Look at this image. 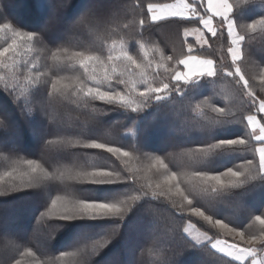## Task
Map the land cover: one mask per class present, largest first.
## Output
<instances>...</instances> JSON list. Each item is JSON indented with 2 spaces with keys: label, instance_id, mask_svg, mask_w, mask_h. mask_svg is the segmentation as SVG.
<instances>
[{
  "label": "trees",
  "instance_id": "obj_1",
  "mask_svg": "<svg viewBox=\"0 0 264 264\" xmlns=\"http://www.w3.org/2000/svg\"><path fill=\"white\" fill-rule=\"evenodd\" d=\"M102 1L101 9H96L90 0H0V24L9 23L16 30L38 34V42L25 44L16 59L37 63L39 71L46 73L38 85L22 96L20 87L11 93L0 84V141L11 139L7 144L0 142V176L13 168L22 170L25 160H35L50 173L65 169L83 172L106 169L119 172L122 177L134 176L135 180L95 184L52 179L35 188L0 196V225L13 229L12 233L0 237V247L10 248L7 252H0V264H15L16 260H21V264H124V248L135 230L140 233L132 250L131 264H237L208 245L191 247V240L183 232L186 223L191 222L213 240L239 242V237L196 216L191 208H200L206 215H211L213 221L221 219L230 227L247 233L258 231L260 226L254 216L264 215V178L257 176L239 187H232L233 178L221 177L219 184L211 182L196 191L191 188L195 182L190 180L193 172L217 174L228 167L243 171L241 166L245 161L253 159L250 151L208 159L191 155L194 150L220 139L247 137L252 131L246 127V121L238 122L253 111L242 83H237L238 77L225 74V70L235 71L228 54L231 41L226 29L220 27L219 20H214L218 29L215 37L198 21L146 22L141 28V9L147 16L148 3H172L174 0H140V7L136 6V0ZM230 2L234 6L231 18L237 23V31L245 37L243 56L238 63L256 97L264 99V84L260 82L264 73V26L258 25L255 32L246 27L264 17V0ZM53 27H61V36L54 35ZM185 28H199L205 32L208 45L201 47L193 37H188L187 42L193 45L194 55L215 61L220 70L217 76L194 79L183 85L182 92H173L159 102L152 100L147 107L136 112L118 103L79 99L71 89L67 95L52 92L51 81L56 78H60L61 84L74 85L77 77L90 83L78 65L53 61L54 51L67 48L69 52L95 53L106 58L112 53L113 45L116 49L123 45L142 64L151 61L152 67H146L144 71L148 83L155 86L166 75L161 68L160 75L153 80L155 65L163 63L165 68H170L175 59L186 53ZM9 36L5 30L0 36V47L11 42ZM145 52L148 60L144 58ZM161 52L164 56H173L174 61H162ZM118 71H123V66ZM25 74H20L18 85L23 83ZM100 87L123 93L128 88L115 80L111 81V87L108 82ZM17 96H20L19 100ZM133 97L141 102L142 98L135 94ZM215 107H224L229 115L220 116L213 110ZM217 120H231L232 123L219 126ZM69 140L81 144L105 143L127 151L130 156L73 146ZM157 156L165 161L169 171L177 173L181 187L188 190L193 200L191 206L186 205L180 211L174 206L179 197L151 196L147 185L154 187L163 181L162 173L153 167ZM252 175H255L254 171ZM4 179L8 182L10 178ZM143 191H148L149 195L133 203L123 222L115 218L67 222L47 214L51 201L57 196L113 201ZM37 195L40 198L34 199ZM30 198L34 202L33 211L26 216L19 203ZM8 204L14 206L13 211L3 210ZM133 219L137 221L132 223ZM118 224V234L110 236L111 229ZM17 227L26 228L27 232H14ZM42 234L46 237L40 241L38 236ZM109 238L111 242L104 248L95 253L91 251L96 241ZM85 247L89 250L81 251ZM26 249H31L35 256H22ZM63 252L76 255L60 258Z\"/></svg>",
  "mask_w": 264,
  "mask_h": 264
},
{
  "label": "snow or ice",
  "instance_id": "obj_2",
  "mask_svg": "<svg viewBox=\"0 0 264 264\" xmlns=\"http://www.w3.org/2000/svg\"><path fill=\"white\" fill-rule=\"evenodd\" d=\"M136 6L140 7V0H136ZM233 4L230 0H174L172 3H148L147 16L143 15L141 9V18L139 25L141 28L146 22L152 24L161 21L180 20V21H198L207 33L212 37L217 36L218 29L214 25V20H219L220 27L225 28L227 36L231 41V47L228 48V54L231 57L232 65L235 71L225 70V74L230 77H238L237 83H242L245 90V95L249 98V107L252 112L243 116L238 122L244 123L246 127L252 131L247 137H237L232 139H220L215 143L209 144L205 148H198L191 154L197 159H208L214 156H224L228 154L252 152L253 159H247L241 167L243 171L228 167L226 171L217 174L208 172H193L190 180L195 182L191 184L193 191H196L202 185L211 182L221 183V177H230L232 187H239L246 183L248 179H255L257 176L264 178V99L257 98L251 90L248 80L241 71L239 61L242 59V42L245 37L237 31V23L231 18L233 13ZM264 26V17L246 25L247 29L255 32L257 26ZM127 27V25H125ZM5 30L10 34V43L7 46L0 47V84L3 85L6 91L15 93L17 87L21 88L20 96L28 92L31 87L38 85L41 77L46 73L39 71L37 63H29L16 59L20 55V49L25 44L38 42V34L29 31H20L13 28L9 23L0 24V36H3ZM195 36L197 44L201 47L208 45L209 41L205 38V32L199 28H185L183 31L184 43L186 45V53L179 59H175L174 64L170 68H165L163 63H157L153 71V80L160 75V69L164 68L166 75L159 80L155 86L148 83L145 75V68L152 67L151 61L147 65L142 64L129 51L125 50L121 45L116 49L113 45V51L106 58H102L95 53H85L82 51L69 52L67 48L57 49L52 53V60L58 63L67 61L73 65H78L83 70L84 75L90 83H85L83 80L76 78L74 85L61 84L60 78L51 81L53 93L67 95L69 90L72 94L78 96L79 99L100 100L108 103H118L121 107L131 109L136 112L147 107L149 102L155 100L157 102L167 99L173 92L179 93L183 91V85L188 84L194 79L201 77H215L219 71L215 65V61L210 58H204L194 55V47L188 43V37ZM28 51H31L29 48ZM162 61L173 62V56H164L161 52ZM145 60H148V53H144ZM11 61V63H9ZM123 66V71H118V68ZM7 73V75L4 74ZM23 75V83L17 84L20 79V74ZM127 76V79L124 77ZM115 80L118 84L128 86L127 92L103 90L100 85L104 82L109 83ZM261 84H264V73L260 76ZM138 85H144L143 88ZM133 94L142 98L141 102L134 99ZM17 96V99H20ZM199 107V105H197ZM220 116L229 115L224 107H215L213 109ZM231 115H235L232 113ZM217 125L223 126L232 123L231 120H217ZM255 144H252V141ZM73 146H81L92 149H103L109 153L129 157L130 153L119 147L109 146L105 143L90 142L81 144L80 141H68ZM25 167L20 170L13 168L11 171L5 172L0 176V196H6L20 189L35 188L44 181L52 179L88 181L95 184H112L117 181L135 180L134 176L122 177L119 172H113L106 169H96L90 172L75 171L73 169H65L58 173L48 172L40 163L35 160L23 161ZM156 171L161 172L163 181L158 182L153 187L148 184L147 187L151 190L152 197L167 196L169 199L179 197V202L174 201V206L178 210H184L185 206H191L193 200L190 198V193L187 189L181 187V181L178 179L176 172H171L168 165L159 156L155 157L153 165ZM254 171L255 175H252ZM248 174V175H246ZM5 177H9L8 182H5ZM243 177V179H242ZM148 191H143L140 194L133 195L123 200L113 201H97L75 198H62L57 196L51 201V208L47 213L50 217H54L61 221L73 222L77 220H102L115 218L123 222L132 209L133 203L140 200L142 196H148ZM196 216L202 217L209 223H214L220 229L226 230L234 237H239V242H228L223 240H213V237L206 232L195 230V226L189 223L183 228V232L191 240V247L208 245L217 252L230 258L231 261L237 264H264V260L258 258V253L264 251V215H255L254 221L260 226L258 231L247 233L244 230L236 227H230L221 219L213 221L211 215H206L200 208L190 209ZM120 225H116L111 229L110 236L118 234L117 230ZM111 242V239H103L96 241L91 251L95 253L98 249L104 248ZM261 247H257V246ZM85 247L81 251H88ZM76 255V253L63 252L61 257ZM22 256H35L31 249H26ZM58 258V259H60ZM15 264H21V260H16ZM38 264V262H37Z\"/></svg>",
  "mask_w": 264,
  "mask_h": 264
},
{
  "label": "rangeland",
  "instance_id": "obj_3",
  "mask_svg": "<svg viewBox=\"0 0 264 264\" xmlns=\"http://www.w3.org/2000/svg\"><path fill=\"white\" fill-rule=\"evenodd\" d=\"M90 3L93 5V7H95L96 9H101V7L103 6V1L102 0H90ZM75 14V12L71 15L72 17H73V15ZM67 21H68V23H69V20L67 19ZM61 28V27H60ZM60 28L59 27H53L52 28V31H53V33H54V35L55 36H61V30H60ZM192 29V28H191ZM190 37H193V38H195V36H190ZM10 138L8 137V140H4V141H0L1 143L2 142H4V144L6 143H8V142H10ZM17 140V139H16ZM16 145H20V143H16ZM34 199H39L40 198V196L39 195H37V196H34L33 197ZM33 199L32 198H30V199H26V200H23L22 202H20L19 204H22V208H21V206H17V207H19V208H21L22 209V211L24 212V214L26 215V216H28L29 214H31V211H33V205H34V202L32 201ZM14 206L12 205V204H8V205H6L5 207H3V210H8V211H13V208ZM0 209H2V208H0ZM135 221H137V219H133L132 220V223L133 222H135ZM189 223H191V222H188V223H186V225H185V227L189 224ZM191 224H193V223H191ZM194 225V224H193ZM195 226V225H194ZM13 230V229H12ZM11 230V228H10V226H7V225H3V224H1L0 225V237H2L3 236V234L4 233H7V232H13ZM195 230H198V231H200L196 226H195ZM14 232H17V233H20V234H22L23 232H27V229L26 228H23V227H21V228H16L15 230H14ZM200 232H202V231H200ZM140 232H139V230H135L133 233H132V236L130 237V239H129V242L130 243H128V245H126V247L124 248V250H125V254H124V256L122 257V262L124 263V264H131V260H132V255H133V251L132 250H134V247H135V245H136V243H137V241H136V239H137V236H138V234H139ZM186 234V233H185ZM41 235V234H40ZM75 237H76V235H74ZM186 236H187V234H186ZM44 237H46L45 236V234L43 235L42 234V236L40 237V236H38V240H40V241H43V238ZM188 237V236H187ZM189 238V237H188ZM190 239V238H189ZM214 240H216V239H214ZM219 240H223V239H219ZM223 241H225V240H223ZM9 246L8 247H0V252L1 251H4V252H7V251H9ZM258 258L259 259H261V260H264V251H262V252H260V253H258Z\"/></svg>",
  "mask_w": 264,
  "mask_h": 264
}]
</instances>
